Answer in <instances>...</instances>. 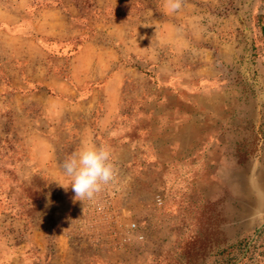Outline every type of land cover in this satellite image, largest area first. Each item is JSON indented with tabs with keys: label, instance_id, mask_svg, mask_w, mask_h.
<instances>
[{
	"label": "rangeland",
	"instance_id": "1",
	"mask_svg": "<svg viewBox=\"0 0 264 264\" xmlns=\"http://www.w3.org/2000/svg\"><path fill=\"white\" fill-rule=\"evenodd\" d=\"M27 1L74 35L59 44L64 76L89 42L74 71L87 102L49 127L36 105L30 119L5 111L0 264H264V0L174 13L164 0ZM93 145L111 149L116 180L82 202L59 186L61 164Z\"/></svg>",
	"mask_w": 264,
	"mask_h": 264
},
{
	"label": "crops",
	"instance_id": "2",
	"mask_svg": "<svg viewBox=\"0 0 264 264\" xmlns=\"http://www.w3.org/2000/svg\"><path fill=\"white\" fill-rule=\"evenodd\" d=\"M10 1L9 5L0 2V126L9 106L20 109L22 116L30 119L25 108L36 105L43 111L42 118L47 120L49 127L50 123L60 121L61 110L66 109V116L70 118L77 105L87 102L83 98L77 101L76 88L83 82L78 80V83L74 71L76 58L87 51L90 44L86 41L79 48L71 58L69 76H64V61L59 54L64 44H59L68 42L74 35L69 32L60 10L41 9L29 16L27 0ZM106 118L108 114H103L102 120ZM36 132L45 133L41 130ZM41 137L53 145L47 136ZM54 160L52 158L51 166L55 165ZM51 170L53 180H60V174L54 171V167Z\"/></svg>",
	"mask_w": 264,
	"mask_h": 264
},
{
	"label": "clouds",
	"instance_id": "3",
	"mask_svg": "<svg viewBox=\"0 0 264 264\" xmlns=\"http://www.w3.org/2000/svg\"><path fill=\"white\" fill-rule=\"evenodd\" d=\"M185 0H164L168 13L179 11ZM61 168L69 178L67 184H60L66 191L70 187L74 199L94 201L105 186L114 184L116 170L112 162L111 149L106 145L86 146L66 157Z\"/></svg>",
	"mask_w": 264,
	"mask_h": 264
}]
</instances>
